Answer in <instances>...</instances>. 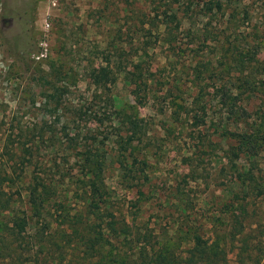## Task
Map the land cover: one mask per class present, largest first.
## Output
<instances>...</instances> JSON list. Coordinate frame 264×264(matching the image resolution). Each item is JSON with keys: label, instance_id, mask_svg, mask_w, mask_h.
I'll return each instance as SVG.
<instances>
[{"label": "rangeland", "instance_id": "374dc122", "mask_svg": "<svg viewBox=\"0 0 264 264\" xmlns=\"http://www.w3.org/2000/svg\"><path fill=\"white\" fill-rule=\"evenodd\" d=\"M217 1L0 0V148L17 153L0 149V167L19 178L5 190L15 208L34 172L53 191L51 230L88 215L90 154L108 194L99 223L176 255L198 234L221 264H264V151L251 157L232 135L264 136V0ZM109 63L116 82L105 90L92 73ZM225 86L249 119L221 104ZM81 250L72 241L63 257Z\"/></svg>", "mask_w": 264, "mask_h": 264}, {"label": "trees", "instance_id": "16d2710c", "mask_svg": "<svg viewBox=\"0 0 264 264\" xmlns=\"http://www.w3.org/2000/svg\"><path fill=\"white\" fill-rule=\"evenodd\" d=\"M179 1L174 0L177 3ZM223 7L222 1L218 0L216 9L222 10ZM164 17L170 23L178 21L175 13L166 11ZM135 68L138 72L132 75L136 78L135 80H141L144 77V68L141 64L136 65ZM92 80L100 88L109 90V87L116 82L110 63L96 68L92 73ZM241 95H234L232 90L225 86L221 90V104L227 107L230 115L249 119L250 112L239 104L242 100ZM49 97L57 101L58 89L54 94L47 96ZM232 135L239 142V150H243L249 156L256 157L264 151V136L254 133ZM135 139L130 137L129 141L133 142ZM0 149H5L11 159L14 156L17 157V153L10 148L8 141H5ZM28 151L29 155H32L30 150H26ZM239 153L234 152L233 158L237 159ZM98 161L90 154L85 155L83 159L85 166H97L88 198V201H91V211L86 216L71 217L67 222L64 220V227L61 232L59 231V235L58 228L51 230L52 225L50 226L44 220L53 191L51 192V188L46 185L42 177L33 172L27 186H24L23 190H17L20 199L23 198L22 191H25L27 204L22 209L15 208L18 200H14L13 196L5 190L16 186L19 178H13L15 170L11 177L10 172H3L0 167V264H86L94 258H101L103 264H221L220 261H225L226 257H220L222 255L220 249L212 248L198 234L194 236V246L188 252L184 255H176L171 251L167 252L164 247L154 250L142 246L140 238H132L134 234L128 225L121 228L118 223H99L97 218L103 211L102 205H108L105 199V195L108 194L103 189L100 178L102 163ZM136 161L134 160V163ZM6 183L8 186L5 187ZM42 219L44 223L39 226V221ZM113 232H117V236L112 237ZM57 236L60 237L57 238ZM72 241L82 248L83 255L79 258L81 260L76 262L66 261L63 257L64 251L69 249ZM57 254L62 259H57Z\"/></svg>", "mask_w": 264, "mask_h": 264}]
</instances>
